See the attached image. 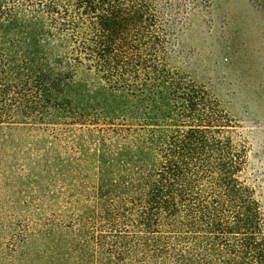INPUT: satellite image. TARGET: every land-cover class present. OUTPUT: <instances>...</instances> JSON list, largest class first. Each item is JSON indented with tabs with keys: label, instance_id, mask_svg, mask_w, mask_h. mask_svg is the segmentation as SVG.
<instances>
[{
	"label": "trees",
	"instance_id": "1",
	"mask_svg": "<svg viewBox=\"0 0 264 264\" xmlns=\"http://www.w3.org/2000/svg\"><path fill=\"white\" fill-rule=\"evenodd\" d=\"M215 5L0 0V182L39 217L0 264H264V162L186 43Z\"/></svg>",
	"mask_w": 264,
	"mask_h": 264
},
{
	"label": "rangeland",
	"instance_id": "2",
	"mask_svg": "<svg viewBox=\"0 0 264 264\" xmlns=\"http://www.w3.org/2000/svg\"><path fill=\"white\" fill-rule=\"evenodd\" d=\"M215 3L213 21L206 24L199 19L187 33L186 43L191 50V68L218 89L233 117L234 138L247 147L248 178V171L253 173L264 162V117L259 116L258 105L264 104V12L254 0H215ZM229 52L232 58L227 65L223 57ZM256 116L259 121L251 122L250 118ZM52 129L59 131L62 127ZM32 141L31 137L23 138L15 140L14 145L24 148ZM19 190L25 192L26 188L15 183L3 187L0 182V246L9 241L12 226L22 229L39 218L31 217L19 207L13 193ZM57 210L47 207L43 215L50 217Z\"/></svg>",
	"mask_w": 264,
	"mask_h": 264
}]
</instances>
